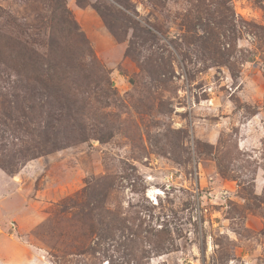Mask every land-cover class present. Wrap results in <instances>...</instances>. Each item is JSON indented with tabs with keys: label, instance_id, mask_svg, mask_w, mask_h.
I'll return each instance as SVG.
<instances>
[{
	"label": "rangeland",
	"instance_id": "1",
	"mask_svg": "<svg viewBox=\"0 0 264 264\" xmlns=\"http://www.w3.org/2000/svg\"><path fill=\"white\" fill-rule=\"evenodd\" d=\"M61 1L107 105L85 142L21 160L10 68L48 44L52 7L0 0V264H264V0ZM113 17L150 35L114 38Z\"/></svg>",
	"mask_w": 264,
	"mask_h": 264
},
{
	"label": "trees",
	"instance_id": "2",
	"mask_svg": "<svg viewBox=\"0 0 264 264\" xmlns=\"http://www.w3.org/2000/svg\"><path fill=\"white\" fill-rule=\"evenodd\" d=\"M113 1L119 6L127 4V0ZM50 5L52 7V16L49 19L51 38L49 37L48 44L42 52L29 51L21 45L19 60L15 66L10 68L16 75L23 76L27 81L25 84L28 86L24 85L20 88L22 93V106L20 107L24 122L18 129L21 130L24 137L29 138L27 143H31L30 146H25L22 151L21 160L23 161L40 156L47 151L85 142L83 119L90 117L95 121H100L102 108L107 105L106 97H104L107 92L102 90L100 96L95 94L97 91L95 86L101 81V69L97 64L94 65V59L87 42L82 34H76V37L80 36L82 44L72 48L69 45L65 46L66 32L68 35L70 34L69 28L73 21L69 19V12L61 0H51ZM94 10L103 19L111 13V10H108V13L101 12L96 6H94ZM111 21L112 25L106 24L114 38L117 37L114 25H117L119 29L128 25L133 31V39H138L141 34V36L150 35L147 29L138 23L131 24L129 19L122 21L124 25L118 22L121 20L117 17H113ZM73 30L78 31L77 27ZM57 50L58 57L55 54ZM88 53L91 55L88 57L92 64L85 67L79 62V59ZM106 83L110 86L111 82H104V84ZM28 84H31L30 88ZM11 94L13 97L15 96L14 98L17 97L14 92ZM74 128L83 134L77 138L74 135ZM64 129L72 136H65ZM107 135L109 133L105 134V136ZM105 136H99V141H103ZM0 137H3V133L0 134ZM0 152H5L2 146H0ZM13 165L11 162L5 165L0 160V168L8 174L14 172L9 171Z\"/></svg>",
	"mask_w": 264,
	"mask_h": 264
}]
</instances>
